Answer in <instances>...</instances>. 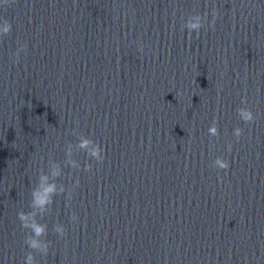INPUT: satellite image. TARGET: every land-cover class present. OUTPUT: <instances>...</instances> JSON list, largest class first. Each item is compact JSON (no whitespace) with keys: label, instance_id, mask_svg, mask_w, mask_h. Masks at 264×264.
<instances>
[{"label":"water","instance_id":"1","mask_svg":"<svg viewBox=\"0 0 264 264\" xmlns=\"http://www.w3.org/2000/svg\"><path fill=\"white\" fill-rule=\"evenodd\" d=\"M4 19L0 264H25L17 214L55 164L37 264H264V0H0Z\"/></svg>","mask_w":264,"mask_h":264},{"label":"clouds","instance_id":"2","mask_svg":"<svg viewBox=\"0 0 264 264\" xmlns=\"http://www.w3.org/2000/svg\"><path fill=\"white\" fill-rule=\"evenodd\" d=\"M4 4L9 3V0H3ZM217 13L214 11L213 16L215 17ZM206 16H202L199 13L191 14L187 17L183 24V28L187 29L189 34L195 32L199 35L201 29L205 27ZM209 28L215 29V19L208 24ZM12 31V23L8 19H4L3 23L0 24V36H7ZM27 45H21V47L16 52L17 61L21 51H26ZM144 45L140 44V50L143 51ZM246 103V100L244 101ZM237 114L240 119L245 123H252L255 121L256 116L253 111L248 107H241L237 109ZM208 132L211 136L216 137L219 135V130L217 124L214 122L212 126L209 127ZM234 136L239 140L243 134V129L236 127L234 129ZM78 147L81 150H84L87 155L91 158H94L97 162H103L104 155L103 149L100 144L92 140L86 135L79 137ZM229 151H231V144H229ZM71 154L70 151L68 153ZM73 168H79L80 165L76 161H69ZM213 166L222 170H227L230 167V164L227 160L217 157L213 161ZM87 170H91V164L86 166ZM61 176V168L58 164L54 165V170L52 172L53 179L50 180L47 174H40L38 178L37 186L32 190L31 193V211L18 212L17 216L21 222V227L28 230V234L25 238V244L32 251L27 252L25 257V264H37L34 253L38 252L42 255H47L49 250L50 241L46 240L45 237L48 234V225L47 223L40 222L44 215L50 210L51 206L54 203V197L58 194L64 193L65 189L63 185L58 187V178ZM77 186L79 185V180L76 181ZM38 217L40 219H38ZM73 221L77 220L78 217L73 213L71 216ZM54 232L60 236L66 234L65 227L56 223L54 225Z\"/></svg>","mask_w":264,"mask_h":264}]
</instances>
